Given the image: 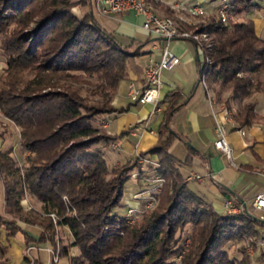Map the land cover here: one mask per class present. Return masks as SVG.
<instances>
[{
	"label": "trees",
	"instance_id": "1",
	"mask_svg": "<svg viewBox=\"0 0 264 264\" xmlns=\"http://www.w3.org/2000/svg\"><path fill=\"white\" fill-rule=\"evenodd\" d=\"M69 2L0 0V49L7 64L0 72V112L19 127L21 149L30 152L20 167L12 147L0 149V183L5 211L12 218L0 215V226L11 236L20 231L17 220L36 225L41 229L38 241L55 249L50 216L55 214L58 225L68 227L71 245L80 250L79 256H69L71 264H250L243 248L237 258L226 246L252 243L264 218L251 207L219 213L193 191L178 172L179 160L168 151L172 139L180 137L174 131H167L148 151L158 158L166 179L159 209L133 225L114 210L136 158L131 165L109 170L97 144H108L114 137L95 122L100 115L122 110L113 107L112 98L129 59L144 53L143 45L134 40L124 44L103 27L91 0H86L88 10L82 15ZM220 2L226 21L212 17L197 29L211 37L208 46L194 42L204 53L197 82L204 76L208 88L207 82L218 83L221 92L228 91L225 105L231 109L239 104L232 117L249 125L258 117L252 96L264 98V39L252 17L232 18L264 8V0ZM176 95L169 100L168 114L175 108ZM25 193L41 203L40 209L25 208ZM63 195L74 213L66 212ZM188 224L189 242L179 244L176 234ZM6 252L0 242V260ZM179 254V263L169 262ZM260 254L264 264V248ZM59 255L68 256L67 248Z\"/></svg>",
	"mask_w": 264,
	"mask_h": 264
},
{
	"label": "crops",
	"instance_id": "2",
	"mask_svg": "<svg viewBox=\"0 0 264 264\" xmlns=\"http://www.w3.org/2000/svg\"><path fill=\"white\" fill-rule=\"evenodd\" d=\"M91 1L96 13L101 14L96 10L94 0ZM148 1L160 15L172 13L177 23L186 22L191 14V6H186L189 0ZM197 1L206 4L205 9L209 12L219 4V0ZM101 15L105 18L104 22L99 21L101 25L114 33L122 43L140 41L144 51L129 59L127 73L119 81L112 98L113 107L122 110L103 117L106 121L104 130L114 137L107 145V160L109 152L115 154L111 161L116 163L132 161L140 153L156 157L148 151L165 138L167 131H174L180 137L172 139L168 151L179 160L176 164L178 172L184 180L192 172L202 176L201 180L187 181L189 187L219 213L225 212V199H232L236 204L250 208L254 196L264 191V122L256 120L249 125L239 124L232 117L233 108L218 103L212 90L197 82L198 64L204 59V53L194 44L195 41L188 38L169 42V48L179 57V63L161 72L163 87L157 108L149 103H139L133 98V93L140 92L144 86L143 71L148 59L160 58L163 40L143 31V16L134 11ZM252 18L259 34L264 30V17ZM5 61L0 49V69L6 67ZM175 93V108L168 114L169 100L174 99ZM258 106L261 107L260 104ZM217 122L225 123L227 127L230 156L214 146ZM239 128L244 133H240ZM12 146V141L10 143L6 136L0 135V149ZM0 185L3 190V185ZM254 213L259 215V212ZM0 215L5 220L12 219L5 211V203ZM16 223L23 234L34 240L27 241L23 236L24 241L20 242L15 237L16 233L9 236L6 229L0 226V242L7 248L0 264H70L68 256H59L56 262L52 260L53 256L48 250L51 246L38 241L41 232L38 226L20 220ZM259 232V238L264 242V225L259 228Z\"/></svg>",
	"mask_w": 264,
	"mask_h": 264
},
{
	"label": "built area",
	"instance_id": "3",
	"mask_svg": "<svg viewBox=\"0 0 264 264\" xmlns=\"http://www.w3.org/2000/svg\"><path fill=\"white\" fill-rule=\"evenodd\" d=\"M94 5L96 10L104 15H114L130 10L141 14L143 16L141 23L142 30L150 36H155L163 40L160 58L158 60L152 57L148 59L143 71L144 86L140 92L133 93V98L139 103H149L154 108H157L161 98V88L163 87L161 72L163 69H171L179 63V57L170 50L169 42L172 39L188 38L202 44L200 35H205V33L190 32L181 29L173 18L155 13L148 0H94ZM190 12L195 16H201L205 13V9L202 5L195 4L190 7ZM218 16L222 21H226V8L224 5L218 9ZM200 82L206 86L204 76ZM103 126H105V123ZM238 131L244 133L243 129L239 128ZM227 132L225 123H216L214 146L227 156H230V148L226 138ZM136 157L140 167L132 171L128 179H133V182L138 185V188L135 191L129 192V198L133 201H128L126 204L124 217L127 223L132 222L134 214L140 211V200L146 201V208L157 203L159 194L166 181L160 172L161 163L158 160H154L153 157L148 155L137 154ZM201 179L202 176L194 172L185 178L186 181ZM223 208L228 213H237L244 209L242 205L236 204L232 199H225L223 201ZM251 209L259 211V217L264 218V191L254 196ZM51 216L53 219L55 218L53 213ZM117 226L121 227V224H117ZM31 248L29 247L28 249ZM48 250L53 256L52 260L56 262L58 260L57 253L51 248H48Z\"/></svg>",
	"mask_w": 264,
	"mask_h": 264
},
{
	"label": "rangeland",
	"instance_id": "4",
	"mask_svg": "<svg viewBox=\"0 0 264 264\" xmlns=\"http://www.w3.org/2000/svg\"><path fill=\"white\" fill-rule=\"evenodd\" d=\"M70 4H71V8L72 10L77 13V15H82V13L84 11L88 10V6L85 4L86 0H69ZM217 0H209V2H216ZM151 4V8L153 9V11L157 14H159L158 12H156L153 8L152 3ZM186 6H192L194 4H200L203 6V8L205 9L206 4H201L198 3L197 0H189L186 2ZM185 5V4H184ZM223 3L220 2L219 0V4L213 8V10H211V12H209L208 10L205 9V13L201 16H195L192 13L189 15V19L184 22V23H177L176 19L172 16V18L175 20V22L177 23V25L183 29V30H187L190 32H200L198 31V27H200L203 24H206L212 17H216L218 16V9L223 7ZM225 6V5H224ZM95 16L98 18V21L104 22L105 18L101 15V14H97L96 11L94 10ZM166 15H170V14H166ZM172 15V14H171ZM174 15V14H173ZM264 17V8H260L257 10H251L247 13H240V14H234L233 16V20H246L247 17ZM227 18V15H226ZM201 33H203L201 31ZM259 35L261 38L264 39V30L259 32ZM201 37V42L202 44H204L205 46L210 45V36L208 35H200ZM5 59V58H4ZM6 64V61H5ZM7 65V64H6ZM3 68L0 69V72L2 71ZM207 85L210 86V90H212L213 95L216 99V101L220 104H225L224 101L228 95V91L226 90H222V92L220 91V86L218 83H210ZM221 92V93H218ZM218 93V94H217ZM89 95V94H87ZM97 98V96L92 95V98ZM251 99H255L257 101V105H256V110L258 113V117L257 120L263 121L264 122V98L262 96V94H254L252 96ZM258 104L261 105V107L258 106ZM239 104L233 103L232 104V108H233V112L235 110H238ZM106 114L100 115L98 117V119L96 120V124L100 126V128L102 129L103 132L106 133V131L104 130V126L103 124L106 122L105 119L103 117ZM104 120V121H103ZM19 127L9 118H7L6 116H4L1 112H0V135L6 136V138L8 139V141L11 143L12 141V156L14 157V159L16 160V164L20 167L25 165V158L27 157V155L30 153L29 151H25L21 149L20 146V134H19ZM108 144H104V143H98L97 147H99L104 154V158L106 160L107 166L109 168V170L112 169H121V167L125 166V165H131V162L133 161H127L125 163H116L115 161H111L112 158L114 157V153L113 152H109V159L107 160V152L109 150V147L107 146ZM112 148H110L111 150ZM145 153H140V155H144ZM136 160L134 161L135 163V167H133V169H131L129 171V177L132 173V171H134L135 169H138L140 167V164L138 163V159L137 157H135ZM153 159L158 160V158L153 157ZM159 161V160H158ZM166 182V181H165ZM138 185L135 184L133 182V179H128L125 183H124V187H123V191H122V196L120 199V203L114 208V210L116 212H118L120 215H124L125 214V210H126V204L131 201H133L131 198H129V192L130 191H135L137 190ZM163 189V187H162ZM125 192V193H124ZM161 193V192H160ZM160 195V194H159ZM160 199V198H159ZM159 199L157 200V203L152 204L150 207L146 208L145 204L146 201L145 200H140V211L137 212L136 214H134V217L132 219V222L129 223V225H133L135 223H141L143 221V219L145 218V216L148 215V213L151 211H155L159 209ZM63 201L65 203L66 208V212H71L74 213V209L70 210L71 208V202L69 200V198L66 195H63ZM23 205L25 206L26 209H40L41 207V203L38 202L34 197H32L29 193H25L23 200H22ZM251 209V208H250ZM4 210V200H3V190H2V186L0 185V211ZM252 212H259V211H255L253 209H251ZM52 214V213H51ZM50 214V216H51ZM260 214V212H259ZM55 215V214H54ZM11 217V216H10ZM52 217V216H51ZM58 217H56L53 219L52 217V221L55 225V231H56V235H55V249H53V247H50L51 249H53L59 258V251L62 249V247H66L68 250V259L69 256H72V254L74 253L75 256H79L80 255V250L77 246H72V242H73V237L68 229L67 226H60L57 223ZM192 230V226L191 225H186L182 230L178 231L176 236L179 240V244L180 243H184L185 245L189 242V238H188V234L191 232ZM24 234L21 231H18L15 234V237L18 241L22 242L24 241ZM227 251L229 253V255L231 257H237L240 258L242 257V253H241V249L243 248L244 251L249 255L250 257V264H261V251L264 248V242L259 238V236L255 239H253V242L250 243V241H239V242H231L229 243L227 246ZM181 260V254L173 256L169 259V262L172 263H179ZM71 264V263H70ZM84 264H88L86 262H84Z\"/></svg>",
	"mask_w": 264,
	"mask_h": 264
}]
</instances>
